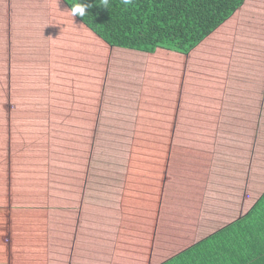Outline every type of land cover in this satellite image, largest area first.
Wrapping results in <instances>:
<instances>
[{
    "label": "rangeland",
    "instance_id": "374dc122",
    "mask_svg": "<svg viewBox=\"0 0 264 264\" xmlns=\"http://www.w3.org/2000/svg\"><path fill=\"white\" fill-rule=\"evenodd\" d=\"M0 6V26L15 32L12 56L6 41L9 55L0 57V222L12 228L24 217L35 225L33 214L46 212L51 231L39 235L62 245L89 218L136 225L147 210L158 240L171 227L180 231L183 202L197 206L198 171L212 166L215 145L238 144L235 129L256 127L264 72L237 62L262 60L264 0H246L189 55L109 47L67 8L54 14L61 25L52 23L47 0ZM10 234L2 238L9 249L19 239ZM113 234L105 244L116 258L141 238ZM91 238L95 257L102 255L100 236Z\"/></svg>",
    "mask_w": 264,
    "mask_h": 264
},
{
    "label": "crops",
    "instance_id": "0c3cea01",
    "mask_svg": "<svg viewBox=\"0 0 264 264\" xmlns=\"http://www.w3.org/2000/svg\"><path fill=\"white\" fill-rule=\"evenodd\" d=\"M37 1L35 0V3ZM47 1L52 23L61 25L55 18L67 6L62 0H59L60 3L50 0L51 4ZM21 14L28 16L30 9H25ZM79 23L83 32L93 35ZM225 24L226 22L218 29ZM0 27V37L5 40L0 46V57L8 56L6 41L10 51V41L13 44L15 32H9L4 23ZM8 27L11 28L9 25ZM29 30L32 29L28 28L27 33ZM254 37L256 36L251 34L248 41H254ZM258 47L261 50L256 54L262 60L256 62L257 59L247 55L237 63L246 65L249 70L264 72V38ZM258 47L250 45L248 49ZM234 55L235 53L231 59ZM4 66L5 64L2 67ZM9 67L10 64L7 67L10 70ZM244 87H249V83ZM261 100L262 106L257 107L254 112L256 127L249 128L250 130L235 129L236 134L242 136L238 140L239 143L233 144V141H230V144L222 145L221 141L215 145L216 155L212 166L207 167L205 162L204 170L199 168L197 206L189 197L183 202L180 231L177 226L171 227L170 232L165 235L169 238L158 240L159 223L151 211L147 210L133 219L136 225L110 217L100 222L90 221L89 218L75 229L71 239L66 241L67 244L62 245V242L55 238L45 239L44 235H39L45 233L48 237L51 231L46 221L52 216L41 211L33 214L39 217L35 225L22 224L24 217L16 220L12 228L0 222V264H19V258L20 264H246L245 260L253 247L264 249V95ZM25 218V221H28V218ZM169 221L174 225L175 219L171 218ZM13 232L19 234V239L14 237L9 249L2 238L4 233L6 237H12L10 233ZM116 232L132 240L136 236L141 237L137 243L133 242L131 249L121 258L108 256L106 250V239ZM93 233L98 234L102 241L96 244L101 246L102 255L96 257L93 253L94 240L91 238ZM148 236L149 240L146 239ZM47 243H50L51 248L44 246ZM9 254L13 256L11 260Z\"/></svg>",
    "mask_w": 264,
    "mask_h": 264
},
{
    "label": "trees",
    "instance_id": "16d2710c",
    "mask_svg": "<svg viewBox=\"0 0 264 264\" xmlns=\"http://www.w3.org/2000/svg\"><path fill=\"white\" fill-rule=\"evenodd\" d=\"M87 6L75 18L112 48L154 54L157 50L190 54L228 21L246 0H62ZM256 211V210H254ZM246 264H264V249L253 247Z\"/></svg>",
    "mask_w": 264,
    "mask_h": 264
},
{
    "label": "clouds",
    "instance_id": "9594fccd",
    "mask_svg": "<svg viewBox=\"0 0 264 264\" xmlns=\"http://www.w3.org/2000/svg\"><path fill=\"white\" fill-rule=\"evenodd\" d=\"M102 2L104 6H107L108 0H102ZM121 2L123 5L128 6L133 3V0H121ZM86 8V5L77 2L72 4V7L70 11H68V13L71 15V17H75L77 15H79L80 17H84L86 14Z\"/></svg>",
    "mask_w": 264,
    "mask_h": 264
}]
</instances>
